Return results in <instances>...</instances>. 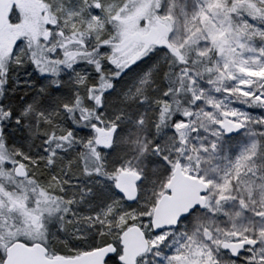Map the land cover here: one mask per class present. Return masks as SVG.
Masks as SVG:
<instances>
[{
    "label": "snow or ice",
    "instance_id": "obj_1",
    "mask_svg": "<svg viewBox=\"0 0 264 264\" xmlns=\"http://www.w3.org/2000/svg\"><path fill=\"white\" fill-rule=\"evenodd\" d=\"M0 264H264V0H0Z\"/></svg>",
    "mask_w": 264,
    "mask_h": 264
}]
</instances>
